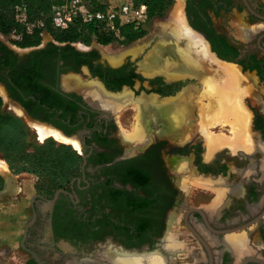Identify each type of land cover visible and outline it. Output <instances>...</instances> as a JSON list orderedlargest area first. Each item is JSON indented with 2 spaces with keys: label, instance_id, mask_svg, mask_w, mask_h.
<instances>
[{
  "label": "flooded vegetation",
  "instance_id": "1",
  "mask_svg": "<svg viewBox=\"0 0 264 264\" xmlns=\"http://www.w3.org/2000/svg\"><path fill=\"white\" fill-rule=\"evenodd\" d=\"M185 18L217 59L240 67L242 74L254 73L258 107L249 105L252 151L225 145L208 157L195 124L197 113L180 125L171 119L170 105L188 94L189 86H197L198 77L183 90L185 71L172 79L175 71L162 62L156 70L144 65L152 45L113 67L96 48L71 44L85 54L78 57L55 50L67 43L54 39L19 48L0 34V85L9 99L31 117L77 139L84 152L80 176L68 187L34 194L20 238L28 255L23 264H67L66 253L74 243L105 239L112 249L128 254H153L158 246L169 260L166 264H181V258H194V264H264V0H186ZM77 63L111 92L130 88L135 120L138 100L147 98L140 100L141 108L146 106L141 142L119 129L113 112L94 108L76 91L63 90V76L77 73ZM43 86L51 90L40 99L33 91ZM6 184L0 173V194ZM196 196L202 202L194 206ZM182 228L195 243L187 242ZM169 234L180 244L172 253L163 248ZM233 235L238 239L234 248L228 245Z\"/></svg>",
  "mask_w": 264,
  "mask_h": 264
},
{
  "label": "rangeland",
  "instance_id": "2",
  "mask_svg": "<svg viewBox=\"0 0 264 264\" xmlns=\"http://www.w3.org/2000/svg\"><path fill=\"white\" fill-rule=\"evenodd\" d=\"M119 2H121V0H108V3L112 5L119 4ZM177 2L179 3V0H170V4L163 16L153 19H149L148 17L147 21L139 29L141 31V36L132 41L127 40V38L117 37L113 38L111 41H108V43L106 44L103 43L102 40L97 41L94 39L87 42L78 41L76 43H72V45L78 49L81 48L82 50H91L92 48H96L102 54H111L125 51L132 44L143 41L147 42L148 44L146 43L142 45V47H139L140 49L142 48V51L146 47H149L151 45V49H153L158 41H162L166 44H171L172 46L169 47L170 50L165 49L166 52L164 55H162L163 65H169L170 61L172 63L173 61L180 62V58L182 60V55L180 47L179 50L177 48V42H180L182 44V41L179 38L178 34H176L179 31H177L178 23L174 16V9L175 5L178 4ZM182 3L183 20L185 25L195 35H197L205 43H207L201 35L193 31L188 26L185 18L186 0H182ZM172 29H174V31ZM1 35L4 37V40L6 39L7 41H9L14 45V47L25 48L20 46L19 43H16V41H12L11 39L5 37L3 34ZM53 39L57 41V39H55L54 37ZM43 41L44 37H42V41L40 44L45 43ZM172 49H174L175 51ZM139 51L140 50H138V53ZM211 53L215 56L213 52ZM126 54L127 55H125V58L133 56V53ZM202 66L204 67V69ZM169 68L174 70L175 73L179 71H185V74H182L183 77H181L184 78V80H187L188 83L186 86H184L183 90L186 89V87H188L190 84L195 83V80L198 77V85L192 87L189 86L190 92L188 93V96L189 94L191 95V102L193 103V105H195V112L197 113V116H195L194 119L197 126V131L198 133L203 134L200 130L199 124L201 117L197 109L202 105V102H204L203 107L201 106L200 110L202 112L208 110L209 106L211 105L210 98H203V101H200V98L206 95V93L204 92L207 91V80L215 75V70L210 68V65L208 63H201L200 69H198L199 71L197 69H194L193 67H190L193 69H189L186 65H176ZM192 70H194V72ZM77 73L84 80L90 79L89 76L83 72V70H79V72ZM243 75L247 77V81H243L241 87H244V91H246L247 94L250 95V97H245L243 101L247 109L250 111V104L258 107V104L255 101L256 99H258V97L256 98L253 93V90H255L256 88L253 79L254 73H244ZM251 86L252 88L251 90H249ZM0 91H2V93L0 92V97L3 101V109L15 117V120L11 123L0 126V164L7 167L6 171L2 169V167H0V173L5 177L7 186L11 183H15L18 186V190L15 193L9 194L6 188V191L0 194V263L23 264L28 255L22 250L20 246V238L25 228L26 220L28 219V216L30 214V202L34 194L49 193L63 187H68L71 181L80 176L83 159L82 157L84 152L81 146L79 148L80 150H77L78 148H76L72 144L60 142L54 138L41 140V142L37 132L31 124L32 122L29 123L26 117L19 116L18 114L13 112L10 107V105L13 104L8 102L7 96L5 95V92L1 86ZM175 103L173 104L177 106L180 102L177 101ZM135 112V105L132 101V103L128 104V106L119 110L117 114L113 113L119 124L120 130L128 132L133 131V129L135 128V122L137 123V119L135 120ZM250 119V122H252V117ZM29 124H31V126ZM192 129H194V127H192ZM209 131L215 137H233V132L230 125L213 124L209 127ZM251 137L253 141V139L255 138V134L253 133ZM203 138L204 144L206 148H208L207 156L209 157V145L207 144V140L205 139L204 135ZM221 148L222 147L215 149L213 153ZM200 201L201 200L199 199V197L196 196L191 204L197 206L202 202ZM182 231L184 232L183 234L186 235L184 237L186 240H188V243H195V240L190 237V233H188L186 228H182ZM109 244H111L110 239L98 240V242L90 244H87L85 242L74 243L72 245L74 249H71V251L69 249V252L66 253L67 264L69 263L68 261L73 260V258H75L77 263H83L86 258L94 259L96 258L95 256H97V253L104 250L107 246H109ZM7 251H10V254L5 253ZM155 251L160 252V248L156 246ZM2 257H5L6 259H3ZM10 258H12L11 261ZM194 262V258H181L178 260V263L181 264H194Z\"/></svg>",
  "mask_w": 264,
  "mask_h": 264
},
{
  "label": "bare ground",
  "instance_id": "3",
  "mask_svg": "<svg viewBox=\"0 0 264 264\" xmlns=\"http://www.w3.org/2000/svg\"><path fill=\"white\" fill-rule=\"evenodd\" d=\"M174 16L178 23L177 31H179L175 33L178 34L179 38L182 41V44L180 42H177L178 50H179V47L181 49L182 60L180 58V62L173 61V63L170 61L167 67L169 68L171 66H176V65H183V66L186 65L189 69L194 68L198 70L200 69L201 63H208L210 65V68L215 70V75L208 80L206 79L207 80V91L204 92L203 90V92L206 93V95L200 98V101H203V98H206V99L210 98L211 105L209 106L208 110H205L202 112L200 111L201 106L203 107V103H204L202 102V105L198 107L197 109L201 117V120L199 122L200 130L202 131L203 135L205 136V139L207 140L206 142L209 145L208 155L212 156L213 151L215 149L219 147H223L225 145L229 146L233 151H236L238 148H243L248 151H252L255 147L254 146L255 144H254V141H252V137H251L252 134L250 131L251 113L247 109L243 101V99L246 96H248V94L246 91H244L243 89L244 87H241L242 82L247 81V77H245L242 74L241 69L239 67L229 64V63H224V62L219 61L210 52L208 43H205L200 37L195 35L189 28H187L183 20L182 0H179V3L175 5ZM172 30L174 31V29ZM169 47H172L171 44H166L165 42L158 41L156 46L152 49V51H150L149 54H147L146 58L144 59V62H143L144 65H147L153 69L159 68L160 65L162 64L161 63L162 62L161 60L163 58L162 54L164 55L165 49L170 50ZM138 50L142 51V48L141 49L138 48L134 50L133 51L134 54L138 53ZM190 67H193V68H190ZM192 71L194 72V70ZM176 74L179 75V73H176ZM206 75H209V74H206ZM67 84H69V86L71 87H78V84L76 83L74 79L69 80ZM82 91L92 103H94L95 105H98L102 109L111 111L115 114H117L119 110L128 106V104L132 103L133 101V99L130 97L131 94L129 93H128L129 95L128 94H126V96L123 95L124 97L122 98H117V97L114 98L112 96L106 95L99 86H95L91 89H83ZM0 92L2 93V91ZM146 99L147 98H144V97L140 98V100H146ZM140 100H138L139 112L136 117L137 123L135 122V125H134L135 126L134 129L136 130L135 131L133 130V132L129 133L128 134L129 137L127 136L133 141H139V142H141L142 139L144 138V133L142 132L143 130L141 126V120H142V110L146 108V106L144 109L141 108L142 106H141ZM191 100L192 99H191L190 94L189 96L188 94H184L177 101L178 102L182 101L185 103H182V104L179 103L177 106H175L176 103L170 105L173 107L172 116L174 117L171 119L173 120L175 119L179 125L182 123H185L186 121H188L190 118H192L195 115L194 113L195 105H193ZM169 102H172V101H169ZM10 107L13 110V112H15L16 114H18L19 116L25 117L23 110L19 108L17 105H10ZM31 124L33 125L35 131L37 132L40 138V141L46 140L48 138H54L60 142L72 144L73 146L78 148L77 150H80L79 149L80 144L77 139L73 137L65 136L62 132H60L56 128L51 127L46 124H40L36 122H32ZM31 124L29 125L31 126ZM213 124L214 125L215 124L230 125L232 132H233V137L226 138L224 136H217V137L213 136V134L209 131V127L212 126ZM261 148L264 150V145H261ZM0 167H2V169H4L5 171L7 170L6 166H3L0 164ZM17 190H18V186L15 183H11L7 187V192L9 194L15 193ZM169 232H172V231H169ZM173 236L174 235L169 234L166 237L165 242L163 243V248H165L170 253L178 250L180 246V244L174 240ZM237 242H238L237 237H234L233 235V237L228 240V245L230 247H233L234 245L235 246L237 245ZM65 248H68V247L65 246ZM95 257L96 258L94 259L86 258L83 263H77L75 258H73V260L68 261L69 262L68 264H94V263L96 264H105V263L107 264H166L169 261L167 256L161 254L160 252H155L153 254H146L144 252L140 255L136 253L128 254V253H122V251L118 249H112L111 246H107L104 251L97 253V256Z\"/></svg>",
  "mask_w": 264,
  "mask_h": 264
},
{
  "label": "trees",
  "instance_id": "4",
  "mask_svg": "<svg viewBox=\"0 0 264 264\" xmlns=\"http://www.w3.org/2000/svg\"><path fill=\"white\" fill-rule=\"evenodd\" d=\"M67 0H0V33L5 37L16 41L22 47L38 46L42 41V33L48 30L59 43H67L63 47H55L54 49H62L72 51L78 57L85 54L75 51L71 46L72 43L78 41H103L108 43L112 37H106L101 34L95 25L83 26L77 23L72 29L66 32H59L52 28L50 15L55 6L62 5ZM91 7L96 10L106 9V0H86ZM136 6H147L148 17L153 19L161 17L165 14L170 0H133ZM23 8L24 14H19L17 8ZM140 29V28H139ZM128 25L122 28V35L127 40L132 41L141 36V31ZM79 64L77 63L75 70L79 72ZM46 90H51L47 86L38 87L33 91L38 98L45 96ZM67 113H63V117ZM72 115H76L73 113ZM15 120V117L3 109V101L0 97V126L7 125Z\"/></svg>",
  "mask_w": 264,
  "mask_h": 264
},
{
  "label": "built area",
  "instance_id": "5",
  "mask_svg": "<svg viewBox=\"0 0 264 264\" xmlns=\"http://www.w3.org/2000/svg\"><path fill=\"white\" fill-rule=\"evenodd\" d=\"M105 10H96L86 0H67L64 4L55 6L50 15L51 26L59 32H66L77 23L83 26L95 25L101 34L106 37L125 38L122 35L124 26H134L139 29L148 19L147 6H136L133 0H121L119 4L112 5L108 0ZM19 14H24L23 8H17ZM48 34L53 40V35L44 30L42 37Z\"/></svg>",
  "mask_w": 264,
  "mask_h": 264
},
{
  "label": "water",
  "instance_id": "6",
  "mask_svg": "<svg viewBox=\"0 0 264 264\" xmlns=\"http://www.w3.org/2000/svg\"><path fill=\"white\" fill-rule=\"evenodd\" d=\"M49 41H52V39H51V37L48 35V34H45L44 35V42L45 43H47V42H49ZM145 43H147V42H137V43H134V44H132L131 46H129L125 51H122V52H119V53H109V54H102L103 55V59H106V60H108V62L113 66V67H119L120 65H122L123 64V62H124V59H125V55H127L126 53H129V54H132L133 53V55L135 56L136 54H134V50H136V49H138L140 46H142V45H144ZM209 48H210V50H211V52H212V48H211V45L209 44ZM28 53V52H27ZM221 60V59H220ZM221 61H223V60H221ZM223 62H226V63H228L227 61H223ZM232 64V63H231ZM82 70H83V72L86 74V75H88L89 76V80H84L78 73H74V72H71V73H69V74H66V75H64L63 76V79H62V88H63V90H65V91H76V92H78V93H80L81 95H83L84 96V98H85V100L91 105V106H93L94 108H97V109H99V110H105V109H102L101 107H99L98 105H95L94 103H92L88 98H87V96L84 94V92L82 91L83 89H91V88H93V87H95V86H99L101 89H102V91L106 94V95H109V96H112V97H114V98H122V97H124V96H126V94L128 93V92H130L131 91V89L130 88H128V87H125L124 88V90H123V93H115V92H111V91H109L105 86H104V84L101 82V81H99L98 79H93L92 78V76H91V73L89 72V69L87 68V67H83L82 68ZM146 74H150L151 75V73H146ZM177 75V74H176ZM172 75L171 76V78L172 79H177V78H179V76L180 75ZM170 77V76H169ZM72 79H74L75 81H76V83L78 84V87H71V86H69V84H67V82H69V80H72ZM1 86V85H0ZM2 87V86H1ZM2 89L4 90V88L2 87ZM82 89V90H81ZM4 92H5V90H4ZM5 95L7 96V99L9 100V102L11 103V104H15V105H17L15 102H13V101H11L10 99H9V97H8V95L6 94V92H5ZM124 95V96H123ZM18 107L20 106V105H17ZM20 108V107H19ZM22 109V108H21ZM23 110V109H22ZM23 112H24V114H25V117H26V119L28 120V121H30V122H37V123H40V124H45L44 122H42V121H40V120H38V119H35V118H33V117H31L25 110H23ZM47 124V123H46ZM49 126H51V125H49ZM52 127V126H51ZM58 130V129H57ZM60 132H62L61 130H60ZM63 133V132H62ZM65 136H68V135H66L65 133H63ZM68 137H70V136H68ZM61 191H63V190H60V191H58L57 193H56V195H55V198H57L58 197V195H59V192H61Z\"/></svg>",
  "mask_w": 264,
  "mask_h": 264
}]
</instances>
